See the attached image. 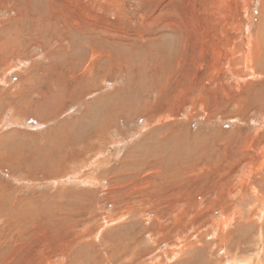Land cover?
Here are the masks:
<instances>
[{"label": "rangeland", "instance_id": "rangeland-1", "mask_svg": "<svg viewBox=\"0 0 264 264\" xmlns=\"http://www.w3.org/2000/svg\"><path fill=\"white\" fill-rule=\"evenodd\" d=\"M0 264H264V0H0Z\"/></svg>", "mask_w": 264, "mask_h": 264}, {"label": "bare ground", "instance_id": "bare-ground-1", "mask_svg": "<svg viewBox=\"0 0 264 264\" xmlns=\"http://www.w3.org/2000/svg\"><path fill=\"white\" fill-rule=\"evenodd\" d=\"M193 59V58H192ZM170 72V71H169ZM183 249V248H182Z\"/></svg>", "mask_w": 264, "mask_h": 264}]
</instances>
